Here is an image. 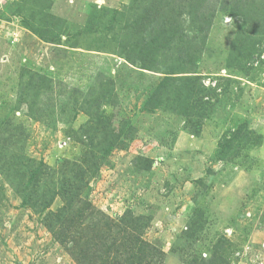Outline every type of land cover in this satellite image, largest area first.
Returning a JSON list of instances; mask_svg holds the SVG:
<instances>
[{
  "label": "rangeland",
  "instance_id": "rangeland-1",
  "mask_svg": "<svg viewBox=\"0 0 264 264\" xmlns=\"http://www.w3.org/2000/svg\"><path fill=\"white\" fill-rule=\"evenodd\" d=\"M77 202L98 244L138 219L162 264H264V0H0V264H78L48 228Z\"/></svg>",
  "mask_w": 264,
  "mask_h": 264
},
{
  "label": "trees",
  "instance_id": "trees-1",
  "mask_svg": "<svg viewBox=\"0 0 264 264\" xmlns=\"http://www.w3.org/2000/svg\"><path fill=\"white\" fill-rule=\"evenodd\" d=\"M199 14L204 13L202 17L204 18L205 23H202L198 28L196 29L194 36L187 37L188 40H185L182 42V44L179 45V50H182L178 56L179 60L182 62L187 63H193L198 59L199 54L201 53L202 47L199 45V42L206 38L210 31V25L212 23V18L214 17L213 14H211L210 18L207 15V12L204 10V8L199 9ZM168 23L167 25L173 27V21H175L172 17H168ZM158 22V21H157ZM154 26V27H153ZM156 25H152V29L148 30L147 32L153 34L152 38L146 36L143 38L142 43L140 46L142 47V54L138 57L139 62L142 65V68L144 69H152V67L157 68V60H155V54L152 51L146 50V45H164L162 41L157 42L156 37H158V31L155 28ZM184 28L180 29L181 35L183 34ZM165 33V32H164ZM176 37V34H173ZM178 35V32H177ZM169 40L170 38H168ZM178 38V37H177ZM182 40V39H181ZM155 42V43H154ZM145 51H147L148 55L143 54ZM175 69L172 68L169 70V73H175ZM187 89L184 91L185 95L182 96V102L186 103V101L190 100L192 97H195L197 95L196 92V85L197 83H191L190 76H186V78H183ZM180 95L182 94V91L180 90ZM178 92V93H179ZM195 94V95H194ZM198 101V100H197ZM197 101L192 104V108L196 105ZM191 108V110H192ZM190 110H188L187 116H189ZM188 121L191 120L188 118ZM40 174V171L34 172L33 177L31 178L32 182H36L38 175ZM71 182V185L73 186L74 182ZM65 188H62V191ZM79 202L76 203V205L71 206L70 208L73 210H68V205L63 209L66 210L69 213L73 212L71 216L67 217L64 221H67L69 224L64 222L61 219V212H58L56 214L51 213L48 217H50V222L48 223V228L50 227V231L53 233L54 237L60 241L61 243L64 242L66 244L71 243L72 249L75 259L78 264H97L96 258L93 257V249L100 247V250L103 253V256H98V264H162L163 257H160L161 255V249L156 246L155 244H151L147 242L146 240H143L140 236H137L135 226L137 225L138 219H134V221L130 220L126 224L127 231L126 235H129L130 239H121L118 240V236L115 237H109L108 235H104L103 237L99 238L100 244H98L95 239L92 236H88L87 234L79 235L80 232V222L79 219L82 218L83 222L85 223L88 218L86 216L87 212H90L89 208H93V206L90 204V206H77ZM89 204V202H88ZM92 213V212H90ZM131 217V213L129 214ZM52 220V221H51ZM133 222H136L133 224ZM108 224V222H107ZM109 226L112 227V221L109 222ZM121 229L116 230V233H119ZM127 237V236H125ZM135 239L139 240L140 242H136ZM108 252V254H107ZM106 255V256H105ZM105 256V258H104ZM218 261L215 256L210 257V259H203L200 264H216ZM216 262V263H215ZM190 264H196L194 262H191Z\"/></svg>",
  "mask_w": 264,
  "mask_h": 264
}]
</instances>
